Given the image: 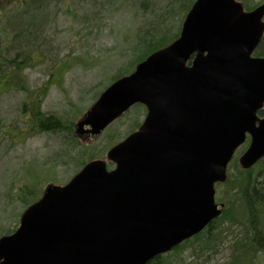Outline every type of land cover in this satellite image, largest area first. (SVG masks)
I'll use <instances>...</instances> for the list:
<instances>
[{
	"label": "water",
	"instance_id": "1",
	"mask_svg": "<svg viewBox=\"0 0 264 264\" xmlns=\"http://www.w3.org/2000/svg\"><path fill=\"white\" fill-rule=\"evenodd\" d=\"M263 17L264 5L195 0L178 38L107 87L75 134L96 137L136 104L142 124L48 185L0 238V264H146L217 219L214 186L247 137L240 168L264 158Z\"/></svg>",
	"mask_w": 264,
	"mask_h": 264
},
{
	"label": "rangeland",
	"instance_id": "2",
	"mask_svg": "<svg viewBox=\"0 0 264 264\" xmlns=\"http://www.w3.org/2000/svg\"><path fill=\"white\" fill-rule=\"evenodd\" d=\"M4 1L6 14L21 9L18 0ZM194 1L45 0L46 23L41 27L38 23V28L37 24L32 26L30 35L36 34L37 40L24 54H29V62L21 70L22 80L13 79L1 86L5 90L0 92V237L17 229L26 204L37 201L48 185L63 186L89 160H103L106 151L136 130L145 116L143 107L133 106L97 138L84 141L78 137L81 147L69 150L66 138L70 136L64 132L28 134L24 120L30 114L20 110L27 96L40 95V111L68 123L74 136L75 124L113 82L112 77L123 69L130 71L133 60L143 54V41L154 37L168 44L174 40ZM263 1L252 0L250 6L254 8ZM4 21L5 18L0 19V44L8 45L4 37L9 31ZM15 54L12 50L11 55ZM18 128L21 133L16 131ZM245 147L229 164V174L235 173L231 167L234 162L237 164ZM112 168L108 164V169ZM25 187L28 189L23 204L19 196ZM215 191V199L220 198L223 188L216 186ZM240 211L239 208L235 212ZM242 229L238 222H223L213 233L223 230L222 235L201 255L196 257L192 250L197 247L196 240L191 239L169 257L181 264H228L230 249L241 238Z\"/></svg>",
	"mask_w": 264,
	"mask_h": 264
},
{
	"label": "trees",
	"instance_id": "3",
	"mask_svg": "<svg viewBox=\"0 0 264 264\" xmlns=\"http://www.w3.org/2000/svg\"><path fill=\"white\" fill-rule=\"evenodd\" d=\"M22 1L23 0H18V5H20L21 9L14 14L13 12L6 14L5 10L7 7L4 4L5 1L0 0V19L2 21V19L5 18L4 25H7V31H9L4 37L6 42L9 41V44H0V89L6 81L15 79L20 82V80H22L20 75L21 70L24 65H27L29 62V54L28 56H25L24 54L26 49L31 47L37 40L36 34L34 37L33 35H30V32L31 34L33 32L32 26L37 24L38 28V23H41L40 27L43 25L42 23H46L43 21L44 14L46 13L43 10V7L46 8L45 0ZM55 1L61 2L62 0ZM241 1L245 9L246 7L252 9L250 6L252 0ZM42 3H44L43 6ZM176 37L177 36H175V38ZM153 40L154 37L143 41L140 45L142 47V52L144 51L145 53L143 52L142 55L133 60L134 65L131 67V70L148 55L169 44L161 43L159 38ZM12 50L16 51L15 55H11ZM2 53L4 55H2ZM7 53L10 55L7 56ZM22 55H24V57H21ZM255 56L264 57V36L255 51ZM130 71H125V69H123L122 72L112 77V81L128 74ZM9 85L10 88L14 86L12 83ZM9 85L7 86L8 88ZM19 88L21 91L27 92L23 87ZM2 89L0 92L5 90L4 88ZM41 98L40 95H35V98L28 95L20 109L21 113L28 111L30 114L24 120L28 134H33V132L36 131L52 133L64 132L70 136L69 138H66L67 146L70 147L69 150L81 147L77 138L71 135V128L68 123L54 117L53 115H48L40 111L39 104ZM16 131L21 133L20 128L16 129ZM231 169L235 173L229 174L228 172L226 181L221 185H217V187L221 186L223 188L221 197L216 199V203L224 205L222 215L208 226L206 232L200 233L194 238L197 247L192 250H194L195 255L197 254L196 257L198 254L201 255L208 249V246H211V244L215 242L214 239L217 236L222 235L223 230H220L217 234L213 235L221 223L228 222L229 225H234L238 222L243 226V229L241 232V238L235 241L231 247L235 257L230 264H259L260 260H262L264 264V158L248 171H242L235 162ZM27 189L28 187H25L19 196V200L23 204H26L23 195L27 192ZM26 206L29 205L26 204ZM239 208L241 211L237 214L235 211ZM9 233L11 232H8L5 235H8ZM189 242L181 244L173 249L171 253L155 257L146 264H181V262H175L169 256L184 248ZM202 243L203 245H200ZM193 246L195 245H192L191 247Z\"/></svg>",
	"mask_w": 264,
	"mask_h": 264
},
{
	"label": "flooded vegetation",
	"instance_id": "4",
	"mask_svg": "<svg viewBox=\"0 0 264 264\" xmlns=\"http://www.w3.org/2000/svg\"><path fill=\"white\" fill-rule=\"evenodd\" d=\"M237 1H239L240 3H242V1L241 0H237ZM67 3H69V2H67ZM260 5V4H259ZM242 6H243V3H242ZM258 5H256L255 7H257ZM254 7V8H255ZM243 8H244V6H243ZM253 8V9H254ZM253 9H248L247 7H246V9L244 8V10L246 11V12H251ZM263 21H264V19H263Z\"/></svg>",
	"mask_w": 264,
	"mask_h": 264
},
{
	"label": "bare ground",
	"instance_id": "5",
	"mask_svg": "<svg viewBox=\"0 0 264 264\" xmlns=\"http://www.w3.org/2000/svg\"><path fill=\"white\" fill-rule=\"evenodd\" d=\"M231 250V249H230ZM235 257V254H233V251H230V259H231V261L228 263V264H230V263H232L233 262V258Z\"/></svg>",
	"mask_w": 264,
	"mask_h": 264
}]
</instances>
